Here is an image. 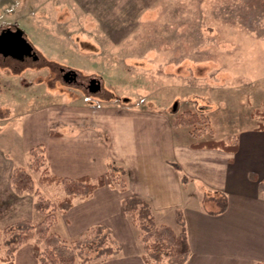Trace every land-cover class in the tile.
<instances>
[{"label": "rangeland", "instance_id": "1", "mask_svg": "<svg viewBox=\"0 0 264 264\" xmlns=\"http://www.w3.org/2000/svg\"><path fill=\"white\" fill-rule=\"evenodd\" d=\"M5 27L24 29L39 54L36 60L0 59V151L12 145L18 164L27 154L17 131L23 137L28 124L31 142H43L49 120L33 115L46 109L49 117L111 113L106 127L92 129L109 138L119 128L113 114L133 110L201 113L208 117L201 137L209 136L210 125L214 137L227 142L240 123L264 120V0H0V31ZM59 67L76 70L79 82L64 81ZM92 77L103 85L97 93L85 87ZM33 175L38 184L40 173ZM12 189L4 193L6 208L0 207L7 214L26 204L16 194L38 198ZM1 215L0 228L14 222ZM42 217L34 212L30 220ZM154 219L182 230L174 215ZM52 230L72 236L62 220Z\"/></svg>", "mask_w": 264, "mask_h": 264}, {"label": "crops", "instance_id": "2", "mask_svg": "<svg viewBox=\"0 0 264 264\" xmlns=\"http://www.w3.org/2000/svg\"><path fill=\"white\" fill-rule=\"evenodd\" d=\"M49 113L46 109L33 115L49 120L44 125L43 142H31L28 124L23 137L15 129L17 142H22L21 150L27 154L26 163L15 161L12 145L0 151V207L6 206L4 193L13 192L14 168L28 166L29 150L43 144L53 174L75 178L86 175L96 182L112 164L121 170L126 182L125 190L105 182L89 197H75L73 205L58 215L56 224L62 220L72 235L65 239L78 238L79 234L104 225L121 244L119 253L85 264H168L144 259L139 230L123 210L124 199L131 195L145 200L153 215L162 219L174 215L177 221V211L181 212L191 247L184 264L264 263V191L259 188V181L264 179V127L240 123L237 132L232 133L237 137V150L229 152L193 147L189 130L175 126L174 116L163 112L114 113L119 128L114 134L111 132V138L103 135L104 131L99 135L92 130L106 127L111 113L81 110L73 115L54 112L52 117ZM17 115L29 116L26 112ZM65 128L70 129L71 135ZM117 139L120 150L115 148ZM185 177L187 181H183ZM37 186L42 194L46 191L44 194L52 198L64 195L58 185ZM16 195L21 200L27 198L26 204L16 205L11 214L0 208L5 223L31 219L38 212L31 194ZM216 198H222V202L216 203ZM162 221L157 223L167 224ZM13 264H39L32 241L18 248Z\"/></svg>", "mask_w": 264, "mask_h": 264}, {"label": "trees", "instance_id": "3", "mask_svg": "<svg viewBox=\"0 0 264 264\" xmlns=\"http://www.w3.org/2000/svg\"><path fill=\"white\" fill-rule=\"evenodd\" d=\"M207 118L201 113L186 110L174 116L173 124L189 128V133L193 137L191 145L195 148H221L235 152L238 147L237 137H233L230 142L216 139L210 125L209 136L201 137L206 133ZM263 127L264 120L258 123V128ZM45 152L43 144L33 146L29 150V165L17 166L12 172L11 181L15 191L35 192L38 198L34 202V208L43 217L39 221L18 220L0 228V263L13 264L18 248L30 241L33 242L34 254L39 264H76L78 260L82 263H91L119 253L121 244L113 237L112 231L104 225H97L75 239H65L52 230L58 215L73 205L75 197H89L105 182L113 186L118 183L120 189L125 190L126 182L121 174H118L119 168L110 164L105 176L100 177L96 182L86 175L76 178L59 176L50 171ZM174 165L181 170L178 164L174 163ZM34 172L40 173L39 183L58 185L64 191V195L56 197L55 200L44 197L38 191ZM187 180L185 177L183 181ZM259 188L264 191V179L259 181ZM123 210L131 214L133 221H136L142 232L143 257L147 262L184 264L188 260L191 247L181 212L177 211V221L181 224L182 230L176 232L168 224H157L150 205L140 197L133 195L126 197L123 201Z\"/></svg>", "mask_w": 264, "mask_h": 264}, {"label": "water", "instance_id": "4", "mask_svg": "<svg viewBox=\"0 0 264 264\" xmlns=\"http://www.w3.org/2000/svg\"><path fill=\"white\" fill-rule=\"evenodd\" d=\"M0 54L4 57L10 56L18 60H23L27 56L33 57L34 60L39 58V54L34 48V45L27 39L25 31L21 27H16L15 29L5 27L1 29ZM62 69L64 70V68ZM70 74L75 77L77 72L72 69L65 71V75ZM100 88L101 81L98 78H92L90 84L91 92L96 93Z\"/></svg>", "mask_w": 264, "mask_h": 264}, {"label": "flooded vegetation", "instance_id": "5", "mask_svg": "<svg viewBox=\"0 0 264 264\" xmlns=\"http://www.w3.org/2000/svg\"><path fill=\"white\" fill-rule=\"evenodd\" d=\"M7 58H10V59H15V58H12V57H10V56H7V57H4L2 54H0V59L1 60H4V59H7ZM27 59H32V60H34V58L33 57H30V56H27V57H25V59H23L22 61H25V60H27ZM62 68H64V67H59V70H60V72H61V76H62V78H63V80L64 81H66V82H69V83H78L79 81V77H78V74L74 77L73 75H65V71L67 70L66 68H64V70L62 69ZM68 78V79H67ZM92 78H94V77H92ZM92 78H90V81H89V83L88 84H86V88L89 90V91H91V89H90V84H91V79ZM96 84V83H95ZM102 84H101V88L97 91V92H99V91H101V89H102Z\"/></svg>", "mask_w": 264, "mask_h": 264}]
</instances>
